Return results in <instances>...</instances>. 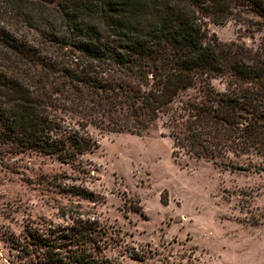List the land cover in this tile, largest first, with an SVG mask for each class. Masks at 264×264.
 Segmentation results:
<instances>
[{
  "label": "trees",
  "instance_id": "trees-1",
  "mask_svg": "<svg viewBox=\"0 0 264 264\" xmlns=\"http://www.w3.org/2000/svg\"><path fill=\"white\" fill-rule=\"evenodd\" d=\"M247 11L257 45L210 32ZM157 120L176 156L238 169L264 157V0H0V154L82 164L91 126L143 135ZM62 215L28 230L25 264H114L97 212Z\"/></svg>",
  "mask_w": 264,
  "mask_h": 264
},
{
  "label": "rangeland",
  "instance_id": "rangeland-1",
  "mask_svg": "<svg viewBox=\"0 0 264 264\" xmlns=\"http://www.w3.org/2000/svg\"><path fill=\"white\" fill-rule=\"evenodd\" d=\"M259 19L238 12L210 20L209 29L223 41L257 45ZM213 84L225 88L220 79ZM90 130L98 146L82 164L0 154V264L28 262L21 250L28 230L67 223L63 208L78 203L108 227L104 252L114 264H264L263 156L238 158L250 169L176 156L162 120L143 135Z\"/></svg>",
  "mask_w": 264,
  "mask_h": 264
}]
</instances>
